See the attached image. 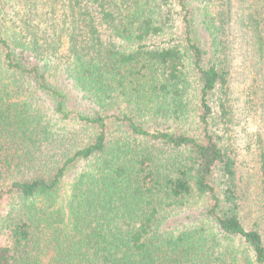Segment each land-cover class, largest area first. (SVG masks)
Segmentation results:
<instances>
[{"label": "trees", "instance_id": "trees-1", "mask_svg": "<svg viewBox=\"0 0 264 264\" xmlns=\"http://www.w3.org/2000/svg\"><path fill=\"white\" fill-rule=\"evenodd\" d=\"M234 16L257 97L264 0H0V264H264Z\"/></svg>", "mask_w": 264, "mask_h": 264}, {"label": "rangeland", "instance_id": "rangeland-1", "mask_svg": "<svg viewBox=\"0 0 264 264\" xmlns=\"http://www.w3.org/2000/svg\"><path fill=\"white\" fill-rule=\"evenodd\" d=\"M237 16H234L231 21V66L232 72L230 76V106L232 115L234 116L235 133L242 144L251 139L254 140L257 131L264 130V102L260 96H264V91L261 86L258 87L257 97L253 94L257 86L253 85L254 73L257 70V60L254 59L255 48L251 39V34L245 29L242 24L237 22ZM70 95L72 101L69 103V108H80L79 110L91 111L88 106L80 103L78 96L74 94L68 82L61 83ZM260 84V83H259ZM69 97V98H70ZM70 99V100H71ZM74 101V102H73ZM254 102H259L260 105L255 107ZM249 161V158H247ZM70 179L64 184L67 185Z\"/></svg>", "mask_w": 264, "mask_h": 264}]
</instances>
